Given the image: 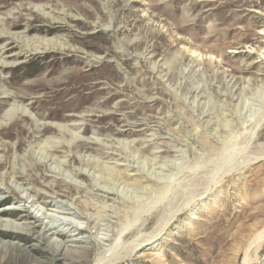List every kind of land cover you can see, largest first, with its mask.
<instances>
[{
    "label": "rangeland",
    "instance_id": "1",
    "mask_svg": "<svg viewBox=\"0 0 264 264\" xmlns=\"http://www.w3.org/2000/svg\"><path fill=\"white\" fill-rule=\"evenodd\" d=\"M0 36V210L90 239L81 264H243L264 222V0H0Z\"/></svg>",
    "mask_w": 264,
    "mask_h": 264
},
{
    "label": "bare ground",
    "instance_id": "2",
    "mask_svg": "<svg viewBox=\"0 0 264 264\" xmlns=\"http://www.w3.org/2000/svg\"><path fill=\"white\" fill-rule=\"evenodd\" d=\"M3 36L10 37L9 35ZM52 42L51 40H47L41 43L43 46H52L50 45ZM75 174L81 175L82 173L75 171ZM21 198L17 197L16 202L22 201L20 200ZM9 206L6 205L0 210V253H9L6 258L1 259L0 264H81L84 262L85 257L90 252V248L84 246L83 243L89 242L90 239L73 237L75 236L73 232L60 230L54 223H50L49 226L43 224L41 218L33 216V212L30 210L9 208ZM72 215L81 217V214L75 211ZM77 229H72L71 231H77ZM53 235L59 236L64 241L59 242L52 239ZM154 237L156 236H152V238ZM263 238L264 222L260 227L254 229L253 234L248 239H244L245 241L240 248L244 251L243 264L250 263L249 250L252 244H257ZM133 242L130 251L136 249L138 245L151 244L150 241L148 242V238ZM35 255H41L45 260L38 259ZM108 257L109 255H103L95 258L91 264H101L102 261H105L103 259H107Z\"/></svg>",
    "mask_w": 264,
    "mask_h": 264
}]
</instances>
